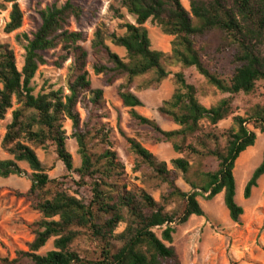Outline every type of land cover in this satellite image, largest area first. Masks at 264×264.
Returning a JSON list of instances; mask_svg holds the SVG:
<instances>
[{
  "label": "trees",
  "instance_id": "1",
  "mask_svg": "<svg viewBox=\"0 0 264 264\" xmlns=\"http://www.w3.org/2000/svg\"><path fill=\"white\" fill-rule=\"evenodd\" d=\"M8 4L12 11L6 32L12 34L22 28L24 14L18 0H5L0 7L7 9ZM190 7L186 10L181 0H121L111 11L123 34L104 24L91 44L96 59L94 72L102 76L103 85L110 87L124 80L119 97L130 109L134 127L147 133L136 138L122 135L142 165L168 186L163 205L146 191L135 196L122 184L124 166L114 150L113 130L104 122L109 118L104 92L92 88L87 71L86 39L83 33L68 29L73 19L83 16L82 7L68 1L41 12L42 24L33 37H18L26 52L22 71L14 52L0 45V120L13 108L14 99L20 105L2 142L12 159L0 161V177L21 176L19 164H27L33 171L32 185L23 197L41 215L30 227L34 241L29 251H17L15 259H4V264H181L173 246L175 225L205 216L200 197L212 201L223 195L230 219L240 223L244 209L236 200L234 171L240 156L256 145L257 134L250 127L264 134V107L240 116L235 115L234 101L241 94H253L257 85L264 83V0H190ZM148 22L174 37L171 53L152 49L145 27ZM211 35L219 38L216 53L229 55L236 67L230 77L212 73L203 62L198 44ZM111 45L124 49L126 57L113 52ZM59 47L63 55L57 67L71 61L66 86L36 95L32 82L40 67L47 64L45 53ZM171 67L195 68L211 87L228 97L207 108L200 101L197 87L188 82L184 72L177 73L176 90L159 113L178 129L163 130L156 121L137 112L143 102L133 89L136 84L138 90L158 88L170 77ZM231 117L232 127L223 136L217 135V126ZM66 121L72 122V136L82 158L78 170L67 149ZM143 143L171 144L184 157L173 160L170 170ZM93 146H99L101 152ZM34 147H54L67 172L78 174L81 183L90 187L91 199L72 196L59 181L51 180ZM208 161L216 164L214 170L208 168ZM178 174L183 175L192 192L179 188ZM262 177L264 154L245 187L246 200ZM173 204L174 210L167 211ZM122 224L125 230L117 233ZM155 230L162 232L160 237ZM81 231L97 243L93 259L82 258L72 249ZM53 238L55 249L40 255Z\"/></svg>",
  "mask_w": 264,
  "mask_h": 264
},
{
  "label": "rangeland",
  "instance_id": "2",
  "mask_svg": "<svg viewBox=\"0 0 264 264\" xmlns=\"http://www.w3.org/2000/svg\"><path fill=\"white\" fill-rule=\"evenodd\" d=\"M4 1L0 0V6ZM68 1L83 8L84 13L81 19H73L68 29L71 32L83 33L86 39L83 46L89 53L87 71L92 88L104 92L109 112V118L104 122L108 123L113 130L114 150L124 166L122 184H125L127 191L135 196L138 197L142 191H146L156 202L163 205L164 198L168 196V186L162 184L151 170L142 165L137 156L131 152L122 135L136 138L138 134L146 135L147 133L143 129L134 127L129 113L130 109L123 106L119 97V88L124 80L121 79L113 86L105 87L102 76H97L94 72L96 59L93 57L91 44L97 29L105 24L118 34L124 32L118 28L120 22L114 18L111 11V7L120 3L121 0H18L24 14L23 26L17 32L7 33L6 26L10 22L12 7L10 4L7 5V9L0 7V45H6L14 52L17 67L22 71L26 52L23 45L19 43L18 37L27 35L32 38L42 24L41 12L53 5L62 6ZM181 3L186 10H191L190 0H181ZM128 20L133 22L131 17H128ZM145 27L149 31L153 50L167 54L172 52L174 37L164 35L160 28L152 22H148ZM218 45V36L211 35L200 41L198 48L201 50L206 67L212 73L227 78L233 74L236 67L232 64L229 55L216 53ZM111 49L120 57H126L124 49L113 45ZM62 55L61 47L45 53L47 64L40 67L32 82L36 95L48 90L65 88L71 61H68L62 68L57 67L56 62ZM169 72L170 77L156 89L138 90V84L133 89V92L143 102V107L138 108L137 112L149 120L156 121L165 131L178 129V126L159 113V108L165 101L171 99L176 90L174 76L177 73H185L188 82L199 90L200 101L207 108H211L228 97L211 87L195 68L171 67ZM2 88L3 85L0 83V89ZM19 107L17 100L14 99L13 108L9 110L4 120H0V161L12 159V156L3 148L2 142L8 126L13 121V113ZM256 107H264V83H259L256 91L251 95L241 94L235 97V115L246 116L251 114ZM79 111L85 119V113L80 107ZM232 125L233 117L221 122L215 129V133L223 136ZM64 126L67 132V149L73 157L74 168L78 170L82 167V158L78 153L77 140L72 136V122L66 121ZM250 129L257 134L256 145L240 156L234 171L237 184L236 200L244 209L240 223L236 224L230 219L223 195L212 201L200 197L198 201L205 216H194L184 225H175L173 246L181 264H264V177L259 181L258 188L254 189L252 197L249 200L244 198L245 187L263 160L264 134L252 127ZM143 146L159 161L166 162L170 170L173 169L171 165L173 160L184 157L176 153L172 145L168 143H143ZM98 147L93 146V149L101 152ZM34 149L45 165L51 180L59 181L64 190L72 196L84 200L91 199L90 187L81 183L78 174L67 172L63 163L58 160L54 147H49L47 150L37 147ZM19 166L23 170L21 176L0 177V264H4L3 260L7 258L15 259L17 251H29V245L34 241L30 227L41 219V215L32 208L31 202L23 197L31 189L33 171L25 163H20ZM207 166L212 170L216 168L213 161H208ZM177 185L186 193L192 192L181 174H178ZM175 206V204L169 205L167 211L174 210ZM125 228L126 225L122 224L117 233L123 232ZM155 232L159 237L161 236L160 230H155ZM81 233L72 246L73 251L82 258H95L97 243H94L85 231ZM54 242L55 238L51 239L39 254L45 256L53 251Z\"/></svg>",
  "mask_w": 264,
  "mask_h": 264
}]
</instances>
